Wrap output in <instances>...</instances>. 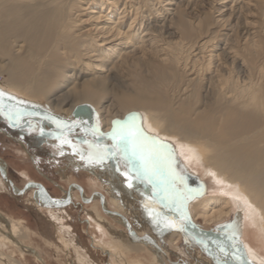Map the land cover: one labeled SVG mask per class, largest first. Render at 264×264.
<instances>
[{"label":"bare ground","instance_id":"bare-ground-1","mask_svg":"<svg viewBox=\"0 0 264 264\" xmlns=\"http://www.w3.org/2000/svg\"><path fill=\"white\" fill-rule=\"evenodd\" d=\"M123 1L0 0V105L12 109V116L13 110L22 109L23 132L39 136L35 145L50 153L58 167L57 177L67 184L59 199H53L41 185L34 184L36 190L27 191L12 183L10 187L7 167L0 160V194L13 199L27 195L31 208L30 204L24 207L46 217L54 230L53 239L38 236L51 253L50 243L63 242L61 252L67 264H173L181 260L174 255L180 251L187 217L215 227L231 216L233 223L221 235L238 242L237 251L248 264H264L261 251L244 240L247 225H253V242L262 240L264 247V95L251 84L214 81L205 71L209 60L205 66L198 60L204 59L202 51L207 47L200 36L186 43L180 38L171 48L164 47L161 60L151 65L148 60L154 78L131 75L127 83L117 84L130 54H141L144 59L148 53L146 29L137 14L126 23L129 17L119 8ZM157 1L164 11L159 23L176 17L179 26L185 27L179 8L187 0ZM103 6L110 12L104 14ZM158 28L151 25L147 34L152 36ZM187 32L183 28L182 35ZM137 35L140 41L134 42ZM149 42L153 48L154 40ZM167 69L175 72L176 83L167 78ZM195 93L203 101L200 106L191 101ZM132 111L140 112L147 136L174 142L184 162L207 170L217 190L195 199L182 182L174 181L175 208L183 212L177 231L163 222L164 199L151 183L167 179L168 166L159 157L147 168L137 158L131 159L134 166L129 159L124 163L123 148L107 144L110 137L106 135H96L102 123L108 132L114 117ZM52 114L68 124L52 121L47 116ZM109 157L113 164L107 162ZM77 173L86 176L89 186L101 187L109 199L93 189L85 194L74 181ZM75 200L84 206L82 220L71 211ZM85 227L84 237L80 231ZM34 235L24 222L0 209V264H25L26 256L46 264L42 252L34 248ZM188 238L196 249L185 251L186 261L180 264H218L202 242L190 233ZM16 254L23 260L15 258ZM61 256L55 254L59 264L64 260Z\"/></svg>","mask_w":264,"mask_h":264},{"label":"rangeland","instance_id":"rangeland-1","mask_svg":"<svg viewBox=\"0 0 264 264\" xmlns=\"http://www.w3.org/2000/svg\"><path fill=\"white\" fill-rule=\"evenodd\" d=\"M187 1L188 2L186 3V5L179 8V12L181 15L180 22L184 23L185 27L183 28H186L188 31L186 35H184L185 33L182 35L183 28L179 26L177 19H175L176 17L174 19L168 20L167 22L169 24L167 22L164 24L163 22L159 23V17H161L160 15H162L164 11L160 10L162 5L158 4L157 0L123 1L119 8L120 10L124 8L123 10H125V13L129 17L126 23H129L135 17V14H137V17L139 18L137 19L140 20L142 29H146V32L144 34L148 36L145 37L144 46H146L147 49L145 50L148 53H146L147 58L146 56L144 57V59L146 60L141 57V54L133 55L131 53L129 56V60L125 65L126 70L122 72L121 76L117 77V79H119L116 81V83L118 84V81H120L121 83H127V80H129V76L131 75L136 77L142 75L147 77L148 79L154 78L152 69L149 68V65H151V62H157V60H161V58H163V53L161 52H166L165 50H163L164 47L171 48L180 41V38H182L183 41L185 39L184 42L186 43L189 42L193 37L200 36V39H202L203 42L207 44V47H205V50L202 51L203 57L205 56L204 59H198L201 63L199 64L201 66H205L208 62L207 60H209L210 63L207 65L205 71H208L209 74L213 76L212 79L214 81L221 84L224 81H227L229 84L233 82L236 85L251 84L257 87L259 93L261 92V96H263L264 0ZM102 11H104V6L102 8ZM109 12L110 10L104 11V14H107ZM151 25L159 27L157 29L158 32L153 33L152 36L151 34H147L150 31L149 28ZM168 25L170 28L168 27ZM140 36L141 35H137V38L136 40H134V42H139ZM150 40H154L155 42L153 48H150ZM132 49L133 48L127 50V52ZM151 49L152 51L156 49L157 52L152 53ZM197 51L195 52V54L197 53ZM197 56L200 57V54ZM211 56L212 59L210 58ZM147 61L150 64L147 63ZM166 72L168 73L167 78L169 79V81L176 83L178 77L177 79L175 78V72H172V70L168 69L166 70ZM1 80L2 78H0V81ZM191 101L192 103L196 104V106H200L203 102L199 93L193 94ZM0 106V113L2 114V117H0V160L4 161V164L7 167V169L5 167L4 168L6 169L5 171H7L6 178H8V181L10 182L9 185L12 183L19 189L25 187L26 191L29 190V188L36 190V187L33 186L41 185L43 188H45V191L48 192L51 197H53V199H59L60 197H62L61 189L66 188L67 184L60 181L57 177L56 172L58 170V167L52 160L50 153L45 151V149H40L35 145L36 140L40 139L39 136L34 133L27 132V134H25V132H23L24 127L20 125V113L22 109H15L16 111L13 110V112L16 113L15 117L12 116V114L10 115L12 109H8L3 105ZM50 110L51 108H48L49 112H51ZM53 115L54 114H52L51 116H47L48 118H51L52 121L56 123L58 122L60 125L66 126V124H68L66 123V121L64 122L59 118H54ZM139 115L141 116L140 112L132 111L124 117H114L108 132L103 131L105 127L102 123V125H100V127L96 130V135L97 137L102 136L101 138H103L104 135L110 137V141H107L106 143L111 146L115 145L117 144V141L114 140L113 143L112 139V133L114 131V128L116 127L115 122L119 121L123 123L125 121H128L130 117L134 116L135 119L131 121V123L135 126V128L138 127L137 129H142L140 118L138 117ZM61 129L65 128L62 127ZM148 136L155 138L157 141L166 146L159 150V159H161V161L168 166L166 170V177L167 179L169 178V183L165 184V181L167 179L161 182L157 181L161 184V186H158L156 184L157 182H154V180L151 183L153 189L164 199V203H162V208H164V210L162 208L160 209V215L163 222L167 225H173L174 230L177 231V226L181 225L180 222L183 212H178V209L175 208L176 193L174 192V181L182 182L184 187L188 189L189 192L193 193L192 196L195 197V199L205 196L209 197L217 190H215L216 188L212 184V178L209 177L207 173L205 174L207 170L204 171L202 170V167L199 168L196 165L187 164L186 162H184V159L180 157V153L177 152V145L174 142H163L156 135ZM98 140V142H103L102 139ZM106 148L111 150L109 146ZM120 150L122 152V156L125 158L124 163H127V159H129L130 164H133L134 166L135 164L132 161L134 159L136 160V158H130L129 154L126 155L123 149ZM107 162L113 164V161L110 157L108 158ZM65 170L69 171L66 168ZM203 171L204 173H202ZM22 173H26L30 176L31 179L27 180L22 175ZM133 174L135 176H138L135 170ZM72 175L74 176V174ZM74 179V181L79 182L78 184L83 188L85 194H89L93 189L101 195H104L107 200L109 199L106 192H102L101 187L89 186L88 180H86L85 175L77 173L74 176ZM4 184L8 186V183ZM135 185L139 186L140 184H137V182H135ZM27 199V195H24V197L22 196L13 199L12 196L0 194V209L4 213H7L9 216H11L14 220L16 219L24 222L27 228H30L36 234L34 235L32 242L34 243V248L42 252V258H44L46 264H59L60 261H57V258L55 259V254H61V257L64 258V260H61L60 264H67L68 259H66V256H64L61 252V248H64V244L62 241L61 244L58 241H53L54 244L50 243L53 251L55 252L53 253L52 251L51 253L48 250L49 246H46L45 242H43V239L38 236L39 234H42L43 237L46 236L53 239L52 235H54V230L53 227L50 226V223L47 221L46 217L38 214L34 211V209H26L24 207L25 205L30 204H28ZM75 203L77 204L71 206V211L73 212L74 217L77 216L82 220V217L86 216V212L82 211L84 206H80V203L77 200H75ZM30 206L31 204L28 206V208ZM155 207L157 208V206ZM187 219V228L184 230L182 229L184 235L182 233V242L181 244H179V254L175 252L176 254L174 255L176 259L181 260H178L173 264H180L181 261L182 263L186 261L184 252H187L189 248L194 247L196 249L194 244L189 241V233L193 238L197 239L198 243L202 242V245L206 249V251H208V253L210 252L211 258L213 257L212 259H218V264H248L246 262L245 256L237 251L236 244H238V242H233L230 237H223L221 235L226 227L233 223V216H231V218L226 221L227 223L225 222L215 227H208L204 224V222H201L200 220L194 221L189 217H187ZM85 229L87 230L86 227L84 229L81 228L80 231V233L84 237L86 231ZM246 231L247 233H245V236L247 237H245L244 240H247L246 242L251 241V243L249 242V244L252 245L253 243L252 247L255 248L256 251H261L260 254L262 253L261 255L264 256V247H261L262 240H255L256 243L253 242L254 238L252 234L256 231L255 227L249 224L246 227ZM55 242L57 244H55ZM84 242L89 246L88 240L84 239ZM55 248L58 249L57 252L55 251ZM217 254L221 257V259L218 258ZM200 256H203V258L206 259V257L202 253L200 254ZM15 258L23 260L21 257H19L18 254L15 255ZM25 264L40 263L37 262L35 258L26 256Z\"/></svg>","mask_w":264,"mask_h":264},{"label":"snow or ice","instance_id":"snow-or-ice-1","mask_svg":"<svg viewBox=\"0 0 264 264\" xmlns=\"http://www.w3.org/2000/svg\"><path fill=\"white\" fill-rule=\"evenodd\" d=\"M3 93H0V97ZM135 117H130L128 121L123 123L117 121L116 127L112 133V139L117 141V147H122L125 154H129L130 158H137L142 161L145 168L147 165L158 159L159 150L166 147L153 137L147 136L142 129H137L131 123ZM102 160L103 157H98Z\"/></svg>","mask_w":264,"mask_h":264}]
</instances>
